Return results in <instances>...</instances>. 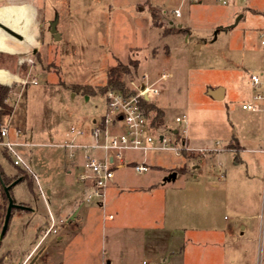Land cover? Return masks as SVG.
Here are the masks:
<instances>
[{
	"label": "rangeland",
	"instance_id": "rangeland-1",
	"mask_svg": "<svg viewBox=\"0 0 264 264\" xmlns=\"http://www.w3.org/2000/svg\"><path fill=\"white\" fill-rule=\"evenodd\" d=\"M34 1L44 15L35 28L41 37L39 60L34 58L27 77L28 64L21 63L19 72L25 78L11 84L6 102L12 110L4 123L12 141L28 142L18 149L29 168L14 165L0 143V177L5 178L4 184L23 179L10 188V195L32 211L12 209L0 239L1 264H167L166 247L191 236L190 231L176 232V224L194 222L229 230L214 231L216 243H185L184 264H257L260 252L264 256V227L260 225L264 152L240 150L243 160L234 163L236 154L227 151L222 166L202 177L218 186L208 195L192 197L186 187L196 154L210 156L224 148L220 139L235 129L240 131L246 120L261 124L264 118L263 101L256 102L255 111L241 108L242 103L253 101L256 92L264 94V85L255 88L250 79L252 73L264 71V46L258 31L264 26V0H233L227 5L189 0ZM30 2L0 0V6L7 3L20 8ZM174 8L180 9L181 16L171 14ZM239 14L243 16L235 23ZM54 17L61 34L57 39L46 31V20ZM179 23L181 31L176 29ZM166 28L173 33H163ZM3 63L12 70L17 67L14 56L1 57ZM118 63L129 70L121 74L129 89L143 71L153 76L161 70L169 74L152 97L151 103L165 110L157 127L162 132L184 127L186 145L193 152H133L139 161L147 158L148 168L137 172L127 164L117 169L102 206V200H87V193L74 186L76 170L63 143H91L93 119L106 110L104 93L83 95L73 92L71 85H102L108 69ZM32 77L36 83L23 82ZM208 86H222L226 97L212 99ZM182 113L186 120L177 124L174 118ZM19 129L24 134L15 136ZM161 169L178 175L167 180ZM46 181L57 190L43 199L38 184L45 190ZM72 204L81 207L76 219L68 215ZM6 206L0 182V230ZM250 208L259 211L254 219L257 225L243 231L240 223L252 221L244 218ZM203 238L208 240V234ZM149 248L161 252L159 262Z\"/></svg>",
	"mask_w": 264,
	"mask_h": 264
},
{
	"label": "built area",
	"instance_id": "built-area-1",
	"mask_svg": "<svg viewBox=\"0 0 264 264\" xmlns=\"http://www.w3.org/2000/svg\"><path fill=\"white\" fill-rule=\"evenodd\" d=\"M189 1L195 3L209 1L227 5L233 0ZM171 14L179 17L180 9L174 8ZM259 37L260 44L264 46V28L259 31ZM263 73L250 75L255 88L261 84L264 85ZM168 76L169 74L164 70L158 71L156 76L151 75L148 71H143L139 76V82L130 87L129 93L114 89L108 90L105 93L106 110L99 119L93 122L91 128L93 142L88 144L72 141L63 143V146L68 149V157L76 170L73 184L76 187H81L87 193V200L92 197L104 200L105 191L114 177L115 170L125 163V152L146 153L153 150H169L179 154L183 150L192 151L184 141V127L176 129L170 127L162 132L159 127L152 125V117L145 113L142 106L143 100L152 102V97L160 91L159 82L166 80ZM23 82L36 83L37 81L35 78H31L29 81L24 80ZM252 98V102L242 103L241 108L255 111L258 108L256 102H264V94L261 92H256ZM185 120L184 113L176 115L174 118L177 124H181ZM0 143L11 155L14 165H23L25 168H29L18 150V146L22 143L9 138V129L6 125L0 128ZM132 167L137 172L145 171L148 168L144 163H133ZM38 189L40 196L45 199V190L39 184ZM257 264H264V256L261 252Z\"/></svg>",
	"mask_w": 264,
	"mask_h": 264
},
{
	"label": "crops",
	"instance_id": "crops-1",
	"mask_svg": "<svg viewBox=\"0 0 264 264\" xmlns=\"http://www.w3.org/2000/svg\"><path fill=\"white\" fill-rule=\"evenodd\" d=\"M42 11L39 12V5L36 4L34 0H31L30 4H26V6H22L18 8L16 5L13 4H3L0 6V22L3 24L7 25L8 27L12 28L15 30L18 34L22 35L24 39L22 41L15 39L14 37L8 35L5 31L0 29V53L4 51H10L14 53L12 56L16 57V69L12 70L9 67L5 65V63L0 64V83L6 84V85H11L14 82H20L23 80V76H21L19 72V67L22 62H27V74L26 77L29 73V71L32 70V65L30 61L33 59V56L30 54V49L34 48L33 52L35 50H39V41H41V37L39 38L38 33L35 32V28L39 26L38 20L42 19ZM181 16V15H180ZM243 16V15H242ZM241 16V17H242ZM240 17V18H241ZM170 24L173 22L170 20ZM178 28H182V24L179 23L177 25ZM264 26L259 27L258 31L263 29ZM181 31V30H177ZM164 33V32H163ZM173 33V32H169ZM166 33V34H169ZM59 34V37L61 38V34ZM199 47L200 44L198 43ZM3 57V56H2ZM1 58V54H0ZM5 58V57H3ZM264 72V71H263ZM264 76V73H263ZM34 78V77H32ZM218 87H221V92L219 96L221 98L217 99L214 98L212 95H210L207 91V94L215 100H220L224 99L226 97V89L223 88L222 86H208L207 90L209 89H216ZM157 107H159L157 104H155ZM164 111V118H165V110L161 107H159ZM15 109V107H14ZM14 112H12L13 114ZM11 118V117H10ZM96 119H93V122ZM166 120H164L165 124ZM263 126V129H262ZM181 127V126H178ZM259 128L262 129V132H258ZM174 129H176L174 127ZM241 129L240 131H237L236 129L233 130V133L229 136H226L225 138H221L220 141H224V148L221 149H216L214 150V153H212L210 156H205L201 153L196 154V159L190 164V173H191V180L188 183V186L186 187V191L190 193V196L192 197H201L203 194L208 195V191L211 190H216L218 187L217 185H214L212 183H209V181L205 180L204 175L208 174L209 172H212L216 167L222 166V164L226 161L228 158L227 156V151H232L236 155L234 156V159L236 160L237 163L238 161H242L243 158L239 154V151L242 150L244 152L248 153H254L258 152L260 154H263V147H264V118L262 119L261 124L257 123L254 119L246 120L242 126H240ZM258 129V130H257ZM20 134L15 133V136L22 135L24 134L23 130L19 129L17 130ZM16 132V131H15ZM91 140L89 141H84V142H79V143H85L88 144L90 143ZM184 141L185 143L188 142V138L186 134L184 133ZM18 142L22 143L20 146H28V142L26 140H18ZM93 142V141H92ZM91 142V143H92ZM19 150V149H18ZM155 151V150H153ZM131 152V153H130ZM133 152L137 151H128L125 152L124 158H125V163L124 165L118 167L117 169L125 167L127 164H133V163H144L147 165V158L144 157L140 161L136 158V155L132 154ZM150 152V151H148ZM193 152V151H191ZM21 154V153H20ZM176 154V153H174ZM261 157V156H260ZM247 159V158H246ZM216 161V163L214 162ZM149 166V165H147ZM75 169V168H74ZM116 169V170H117ZM115 170V172H116ZM69 173H71V170H68ZM163 172V175H167L166 178L167 180H175L177 177V172H175V177L171 176V171H165V169H161ZM115 177V173H114ZM114 177L111 179L106 191H105V198L102 202L99 203V205L104 206V203L106 201V196H107V190L108 188L112 185L114 181ZM220 178V176L218 177ZM223 184V183H222ZM55 185L50 181H46V187H45V192L46 196L49 198L56 194ZM80 206H77V204H72V207L68 211V215L70 216V219H76L79 217L80 213ZM36 210V209H35ZM51 213V211H49ZM248 214L244 216V218L251 219L252 221H246L240 223V227L243 231L246 230V228L249 225L250 229L256 228L257 222L254 220L256 217L259 215V211L254 208V209H248ZM159 215V214H158ZM112 214H108V218H111ZM155 220V219H154ZM158 223V222H156ZM155 222H152L153 225L156 224ZM178 229L176 232H180L181 230L185 231H190L189 235L191 236H185V239L179 240L177 243L173 245L167 246V251L169 252L168 258L164 257L167 260V264H184L183 260V250H184V245L185 243L189 244H205V243H216L215 241V236H214V231L218 234L225 233L226 230H229V228H224V227H215L212 225L210 222H194L191 226L184 225L182 223L176 224ZM261 228L264 227V219H262L261 223ZM176 227H174L176 229ZM263 230V229H262ZM204 234H208L207 238L208 240H205L203 238ZM220 244V242H219ZM165 248V249H166ZM149 251L151 253L155 254L156 261L161 260V255L160 251L156 249L149 248ZM158 251V253H156ZM110 260H108L109 263ZM145 261V260H143ZM107 262V260H106ZM111 263V262H110Z\"/></svg>",
	"mask_w": 264,
	"mask_h": 264
},
{
	"label": "trees",
	"instance_id": "trees-1",
	"mask_svg": "<svg viewBox=\"0 0 264 264\" xmlns=\"http://www.w3.org/2000/svg\"><path fill=\"white\" fill-rule=\"evenodd\" d=\"M152 18L154 20L157 18L154 11H152ZM168 29L169 28L164 29V33H169ZM176 29L180 30L181 28L177 27ZM134 65H137L136 61L134 62ZM128 72L129 70L126 66H123L121 63H118L108 69L106 73L107 78L102 85H98L97 87H95L90 84H73L71 85V89L73 92L81 93L83 95H92V94H95L97 91L105 94L110 89L120 90L124 93H129L130 89L127 87V85L125 84V81L121 77V74L123 73L125 74ZM12 87L13 85H6V84L0 83V128L2 127V125H4V123L6 122V119L8 118L12 110L11 107L6 102ZM142 106L144 108L145 113L148 116L152 117L151 123L153 126L157 127L163 122L164 111L162 109H160L159 107H156L153 103L146 101V100L142 101ZM5 153L7 157L9 156L11 157V155L9 154V152H7V150L5 151ZM18 169L20 171H23L22 168H18ZM2 180L6 182L4 177H2ZM28 185L30 189H32L31 180H28Z\"/></svg>",
	"mask_w": 264,
	"mask_h": 264
},
{
	"label": "water",
	"instance_id": "water-1",
	"mask_svg": "<svg viewBox=\"0 0 264 264\" xmlns=\"http://www.w3.org/2000/svg\"><path fill=\"white\" fill-rule=\"evenodd\" d=\"M242 16V14H239L238 17L235 20V23L238 21V19ZM234 23V24H235ZM0 28L5 30L7 33H9L12 36L15 37H19V34L13 30L12 28L8 27L7 25L3 24L2 22H0ZM50 32L53 34V37L55 39H57L59 37V34L57 32V30L55 29V27L51 24V29ZM221 92V87H218L216 89H209L208 93L210 95H212L214 98H221V96H219ZM172 177H175V172L171 173ZM21 180V177H18L17 179L13 180L12 182H10L9 184H4L1 177H0V182L4 191L5 196L7 197V206H6V211H5V215H4V219H3V224L0 230V238L3 237L4 233L6 232L7 226H8V222L11 216V211L13 208H18V209H29L31 207L22 204V203H15L10 195V188L16 184L17 182H19ZM36 257V255H35ZM31 263V262H30Z\"/></svg>",
	"mask_w": 264,
	"mask_h": 264
},
{
	"label": "flooded vegetation",
	"instance_id": "flooded-vegetation-1",
	"mask_svg": "<svg viewBox=\"0 0 264 264\" xmlns=\"http://www.w3.org/2000/svg\"><path fill=\"white\" fill-rule=\"evenodd\" d=\"M43 17H44V15H42V19H43ZM57 22H58L57 17H54L53 19H49V20L47 19L46 20V24H47L46 31L49 33V31L51 29V24L55 27V25L57 24ZM55 29H56V27H55ZM1 30H3V29H1ZM3 31H5V30H3ZM7 34L10 35L9 33H7ZM50 34L53 37V34L52 33H50ZM10 36H12V35H10ZM12 37H14L15 39H18L20 41H22L24 39V37L22 35H20V34H19V37H15V36H12ZM33 50H34V48H31L30 51H29L30 54L33 56V59L30 61V63H31L32 66L34 64V58H37L39 60V51L35 50V52H33ZM16 52H18V51H16ZM16 52H14V53H16ZM14 53H12L10 51H4V52H1L0 54H1V57L2 56L3 57H11ZM23 63L27 64V62H22V64ZM22 64H21V66H22ZM21 210H26V211H30L31 212L32 211V208H29V209H21ZM1 261H2V259H0V264H1Z\"/></svg>",
	"mask_w": 264,
	"mask_h": 264
}]
</instances>
